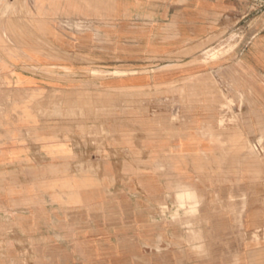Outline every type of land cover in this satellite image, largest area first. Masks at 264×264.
Listing matches in <instances>:
<instances>
[{"label":"crops","instance_id":"1","mask_svg":"<svg viewBox=\"0 0 264 264\" xmlns=\"http://www.w3.org/2000/svg\"><path fill=\"white\" fill-rule=\"evenodd\" d=\"M30 2L0 15V264H264V0ZM236 19L238 59H185Z\"/></svg>","mask_w":264,"mask_h":264},{"label":"rangeland","instance_id":"2","mask_svg":"<svg viewBox=\"0 0 264 264\" xmlns=\"http://www.w3.org/2000/svg\"><path fill=\"white\" fill-rule=\"evenodd\" d=\"M30 1L31 0H0V15L2 17L4 16V18L13 17L15 22L19 24V27L23 28L25 26V22L22 21L23 16L27 19L32 13V3ZM254 8V10L263 9L264 3H261L258 6L255 4ZM250 23V21L239 22V19H236L231 25L229 24L227 26H223L218 32L204 40L201 43V46L197 47L196 52L190 53V56L185 59L199 62L205 66H213V62H222L223 66H226L225 63L238 59L242 47L248 43V41H250L252 36L256 33V30L251 32L244 29V26ZM251 24L252 28L257 26L256 21ZM258 26H260V24H258ZM180 61L181 58L176 57L174 60H171L170 65L156 67L152 70L149 69L145 71L166 72L167 70H175L181 66L179 65ZM206 72L209 75H214L215 72H218L219 75L223 77L229 76V70L223 68L221 70L207 69ZM121 74V72H110L105 70V78L110 76H118ZM161 87L164 86H157V91L161 92ZM125 92L126 94L130 95L135 94L133 89H126ZM138 93H140L139 90ZM227 100L228 101L226 102L225 107L230 108V106L234 104V100L232 98H227ZM103 169V166H93L92 173H94L95 176H102ZM72 171L76 173H83L86 172V169L85 166L78 165L74 166ZM187 201H190V205L188 206L190 210L197 208V204L194 202L192 197L188 196ZM182 207H186L184 201L182 202ZM178 219L179 215L178 213H175L173 220L177 221ZM210 231L211 230H206L205 235L210 236ZM236 231L238 234V230H234L232 235H236ZM188 232L192 238H198V236L204 235L202 230L197 231L196 229H188ZM5 248L6 246L1 245L0 252L4 253Z\"/></svg>","mask_w":264,"mask_h":264}]
</instances>
